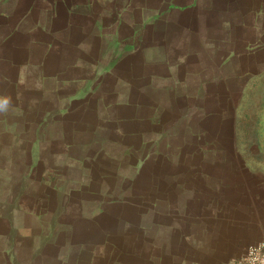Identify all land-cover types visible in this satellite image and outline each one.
<instances>
[{"label":"crops","instance_id":"crops-1","mask_svg":"<svg viewBox=\"0 0 264 264\" xmlns=\"http://www.w3.org/2000/svg\"><path fill=\"white\" fill-rule=\"evenodd\" d=\"M114 1L112 23L95 25L106 36L128 24L134 43L123 48L96 46L103 32L85 31L82 21L94 13L79 11L80 21L69 22L76 42L39 54L7 49L23 57L7 60L11 75L0 73V100H9L0 111V264H164L165 255L181 264V242L199 250L184 263L218 264L228 249L263 240L261 176L251 208L229 207L221 162L213 171L208 161L212 113L196 89L212 85L213 47L195 21L197 3L159 0L149 16L145 5ZM186 15L194 18L189 46L172 48L161 28L181 29ZM22 71L32 83L20 82ZM216 193L225 205H212Z\"/></svg>","mask_w":264,"mask_h":264},{"label":"rangeland","instance_id":"rangeland-1","mask_svg":"<svg viewBox=\"0 0 264 264\" xmlns=\"http://www.w3.org/2000/svg\"><path fill=\"white\" fill-rule=\"evenodd\" d=\"M121 1L149 7V16L156 14L161 7V0H118ZM188 3H197L195 21H199L203 27L201 32L212 37L209 47H213V56H207V67L210 64L211 69L205 73L208 79H212V85L196 89L199 99L207 101L205 107L212 113L206 121V128L212 132L210 141L216 152L208 161H213V171L218 169L214 168L216 163L221 162L222 167L217 170L216 176H222L228 184L229 207L239 202L238 205L245 203L251 208L252 196L257 193V188H254V184L259 182L257 176H261V183H264V0H187ZM115 6L119 4L114 0H0V49H5L0 50V73L11 75L7 60L23 57L16 52L9 54L7 49L13 48L14 43L18 47L32 46L39 54L48 46L58 48L62 42H76V30L70 27L69 22L80 21V12L94 13L91 23L82 21L85 31L103 32L102 39L96 42L100 49L114 42L119 48L125 47L124 43H134V40L126 38L130 32L128 24H113L110 30L105 31L106 36L104 30L100 32L96 27L95 21H112L113 15L106 9ZM220 9L222 13L217 11ZM192 16L185 18V21L182 19L184 28L170 25L161 28L170 34L172 48L189 46L186 31L189 19L193 23ZM90 42H87L88 46ZM191 70L198 73L201 69L196 65ZM20 75L22 84L34 80L28 71H22ZM37 77L39 80L40 75ZM203 122L198 123V126ZM220 194L213 195L212 205H225L227 201L220 203ZM4 210L5 207H2L1 212ZM211 213H214L212 218L215 227L216 223H220V217L215 216L218 213L216 209ZM260 217L263 221L264 216ZM248 218L251 220L253 216L249 214ZM225 228L223 223V231ZM193 229L191 226L185 227L187 233L198 234ZM2 243L6 244L0 238V247ZM246 249H228L231 256L218 264H231ZM178 253L181 264H189L184 261L198 255L199 250L188 242H181V247L175 248V254ZM170 257L165 255L164 264H173Z\"/></svg>","mask_w":264,"mask_h":264},{"label":"built area","instance_id":"built-area-1","mask_svg":"<svg viewBox=\"0 0 264 264\" xmlns=\"http://www.w3.org/2000/svg\"><path fill=\"white\" fill-rule=\"evenodd\" d=\"M231 264H264V239L248 246Z\"/></svg>","mask_w":264,"mask_h":264},{"label":"clouds","instance_id":"clouds-1","mask_svg":"<svg viewBox=\"0 0 264 264\" xmlns=\"http://www.w3.org/2000/svg\"><path fill=\"white\" fill-rule=\"evenodd\" d=\"M8 104H9L8 98H4L0 100V111H6Z\"/></svg>","mask_w":264,"mask_h":264}]
</instances>
